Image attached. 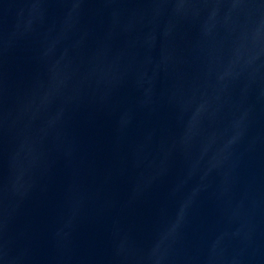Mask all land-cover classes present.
<instances>
[{
  "label": "water",
  "instance_id": "obj_1",
  "mask_svg": "<svg viewBox=\"0 0 264 264\" xmlns=\"http://www.w3.org/2000/svg\"><path fill=\"white\" fill-rule=\"evenodd\" d=\"M0 264H264V0H0Z\"/></svg>",
  "mask_w": 264,
  "mask_h": 264
}]
</instances>
